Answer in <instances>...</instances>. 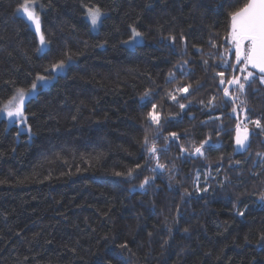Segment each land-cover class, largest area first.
I'll use <instances>...</instances> for the list:
<instances>
[{"label":"trees","instance_id":"obj_1","mask_svg":"<svg viewBox=\"0 0 264 264\" xmlns=\"http://www.w3.org/2000/svg\"><path fill=\"white\" fill-rule=\"evenodd\" d=\"M35 1L43 52L22 0H0V110L68 67L25 104L31 136L0 116V264H264V131L248 123L264 124V85L239 92L217 75L240 74L222 65L235 62L228 14L246 0ZM86 7L105 13L98 31ZM133 28L144 41L128 47Z\"/></svg>","mask_w":264,"mask_h":264},{"label":"snow or ice","instance_id":"obj_2","mask_svg":"<svg viewBox=\"0 0 264 264\" xmlns=\"http://www.w3.org/2000/svg\"><path fill=\"white\" fill-rule=\"evenodd\" d=\"M235 3H238L239 0H234ZM223 5H221L222 7ZM17 13L22 17H26L28 21H31L36 28V31L40 32V17L35 13V0H22L16 9ZM229 33L225 37V40L228 41L232 48H226L225 52H232L234 55V63H229L227 60L224 61L223 67L226 69H231L233 72L240 73L233 75L230 79L225 80L224 72H218L217 75L221 77L219 83L224 85H232L239 92L245 91L246 84L251 86L252 83L259 81L260 84L264 85V0H246L239 7H235L233 11L229 12ZM102 17L101 10L99 8L89 9L88 18L90 19L92 27H96L98 22H100ZM132 38L130 41L125 43H135L136 38L141 36V33L137 32L135 28L132 29ZM174 41L175 37H171ZM40 44L42 46L38 51H42L46 47L45 37L43 34L40 35ZM68 60H71V57H68ZM187 61H185V64ZM207 64V61L204 62ZM68 65L65 61L61 60L56 64H53L51 69H46L47 75H37L36 81L32 83L29 90L23 88L16 89L15 94L4 105L3 109L0 110V116L6 115L10 123H15L20 121L21 123L26 122L24 116V105L27 102H30L36 95L39 94V91L46 88L50 84L51 79L58 78L61 74H64L67 70ZM249 69H254L256 72H253ZM178 70L181 72V75H189L190 72L185 73L183 66H178ZM175 73H169V82L174 80ZM243 81V82H242ZM192 88V85L182 86L176 89L180 93H188L189 89ZM225 97H229V89L225 87L223 89ZM172 99L175 100L176 97L172 95ZM142 101H150L151 93L145 92L141 97ZM181 109L185 108L184 104L179 105ZM153 110L156 108V104H152ZM232 112H236V108L232 109ZM148 119L155 124H159V115L154 111L148 113ZM255 125V128L261 129L264 131V124L260 120L248 121ZM220 130H223L222 128ZM236 136L235 143L238 146V150H244L246 148V142L249 140V129L247 123L243 121L236 124ZM172 138L178 139L177 133L169 134ZM158 138V137H157ZM167 139V138H165ZM206 146L210 145V138L202 141L198 147H194L193 155L204 156ZM144 150L149 153V155L157 159L156 167L152 169L153 172L157 168L163 170L164 165L158 162V149L156 144L150 143L147 136L144 139ZM167 151V148L164 149ZM181 151H186L183 147ZM139 167V165H137ZM120 175V173H116ZM131 175V173H129ZM155 178L145 177L143 182L140 184V188L143 189L145 185L153 182ZM206 191V189H205ZM189 195V193H185ZM264 200V196L261 197ZM240 216L244 215V212H239ZM187 231V229H185ZM264 240V237L261 238ZM122 247H127V245H122Z\"/></svg>","mask_w":264,"mask_h":264},{"label":"rangeland","instance_id":"obj_3","mask_svg":"<svg viewBox=\"0 0 264 264\" xmlns=\"http://www.w3.org/2000/svg\"><path fill=\"white\" fill-rule=\"evenodd\" d=\"M95 8H97V7H86V8H85V10H86L85 15H86V18H87V20H88L89 22H90V19L88 18V10H89V9H95ZM16 13H17V11H16ZM35 13H36V15H38V16L40 17V14H39V11H38V7H37V3H36V1H35ZM101 13H102V17H101L100 22H98L97 26H96V27H92V25H91V28H92L93 31H98L99 28H100V25H101V22H102V18H103L104 15H105V13H104L103 11H101ZM17 14H18V13H17ZM18 15H20V14H18ZM24 18L27 20L26 17H24ZM27 21H28V20H27ZM28 23L30 24V26H31V27L34 29V31L36 32V34H37V36H38V38H39V43H40V35L43 34V32H42V28H41V20H40V32H39V33L36 31L35 25H34L31 21H28ZM90 24H91V22H90ZM136 31H137V30H136ZM137 32H139V31H137ZM139 33H140V32H139ZM132 35H133V34H132ZM131 38H132V36H131L128 40H126V41H130ZM126 41L123 42L124 45H126V46H128V47H134L135 45H137V44H139V43H142V42L144 41V37H143V35L141 34L140 37H137V38H136V42H135V43H125ZM45 42H46V40H45ZM46 47H47V42H46ZM46 47H44L43 50H42L41 52H43V51L46 49ZM41 48H42V46H41V44H40V49H41ZM54 80H55V79H51V77H50V81H51L50 84H51ZM7 103H8V102H7ZM7 103H6V104H7ZM24 106H25V105H24ZM24 116H25V115H24ZM1 117L7 120L8 125H13V123H10V122H9V120H8V118H7L6 115H3V116H1ZM14 124L17 125V127H18V131H19V134H21V133H28V134L30 135V128H29V126L27 125L26 122H25V123H21L20 121H16ZM30 136H31V135H30Z\"/></svg>","mask_w":264,"mask_h":264},{"label":"water","instance_id":"obj_4","mask_svg":"<svg viewBox=\"0 0 264 264\" xmlns=\"http://www.w3.org/2000/svg\"><path fill=\"white\" fill-rule=\"evenodd\" d=\"M252 70H254V69H252ZM254 71L256 72V70H254ZM248 145H249V140L246 142V148H245L244 150L247 149ZM235 146H236V150H237V152H242V151H244V150H238V146H237V145H235Z\"/></svg>","mask_w":264,"mask_h":264}]
</instances>
